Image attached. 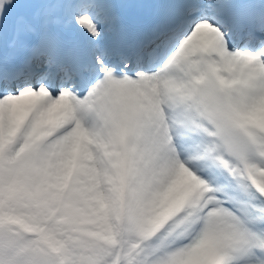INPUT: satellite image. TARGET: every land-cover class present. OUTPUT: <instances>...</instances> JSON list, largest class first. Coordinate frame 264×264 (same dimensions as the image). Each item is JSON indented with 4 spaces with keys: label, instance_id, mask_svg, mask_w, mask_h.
I'll use <instances>...</instances> for the list:
<instances>
[{
    "label": "snow or ice",
    "instance_id": "snow-or-ice-1",
    "mask_svg": "<svg viewBox=\"0 0 264 264\" xmlns=\"http://www.w3.org/2000/svg\"><path fill=\"white\" fill-rule=\"evenodd\" d=\"M0 264H264V0H0Z\"/></svg>",
    "mask_w": 264,
    "mask_h": 264
}]
</instances>
